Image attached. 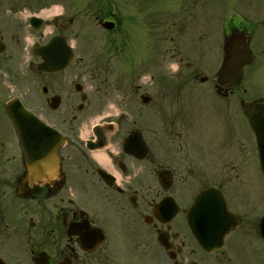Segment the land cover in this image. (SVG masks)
Masks as SVG:
<instances>
[{
  "label": "flooded vegetation",
  "instance_id": "obj_1",
  "mask_svg": "<svg viewBox=\"0 0 264 264\" xmlns=\"http://www.w3.org/2000/svg\"><path fill=\"white\" fill-rule=\"evenodd\" d=\"M80 1L0 0V264H264V215L255 206L264 202V173L256 135L250 123H238L241 81L218 85L234 42L247 38L250 65L263 58L264 0L218 2L212 19L222 40L212 76L188 70L186 31L197 7L183 0L176 15H185L184 22L176 28L171 20L155 39L162 34L168 47L184 36L188 46L172 54L174 70L127 72L112 82L114 73L81 67L97 58L88 54L99 37L108 35L109 46L122 53L121 18L111 0H92L86 17L94 22L81 23ZM53 7L61 10L44 13ZM66 46L72 61L58 70L49 63L66 60ZM204 51V45L195 51L198 66ZM134 80L143 91L140 103L130 105L125 84ZM162 87L184 123H176V115L164 123L155 115L152 127L148 123L146 109L156 104L149 89ZM13 100L43 121V131L31 133L40 139L26 142L29 152L7 108ZM195 104L213 123H194ZM129 111L136 112L133 123ZM133 130H140V140L130 150Z\"/></svg>",
  "mask_w": 264,
  "mask_h": 264
},
{
  "label": "rangeland",
  "instance_id": "obj_2",
  "mask_svg": "<svg viewBox=\"0 0 264 264\" xmlns=\"http://www.w3.org/2000/svg\"><path fill=\"white\" fill-rule=\"evenodd\" d=\"M102 1L104 0H96L97 3ZM220 1L224 2V0H192V7H197V11L189 16L190 24L186 33L189 32L191 34L189 39L192 41V47L187 49L186 46L188 45L184 43V36L182 35L178 36L177 40L175 39V44H173L174 42H172V40H169L170 43L168 44V47L164 46L166 41L165 36L162 34L160 35L161 41H158V43L155 41L156 36L158 38V32L165 31L166 26L164 25H167L171 20H175L177 22L176 28H179L182 22H184V20L181 19H183L185 15H176V13H178V9L183 3V0H111V5L119 13L122 29L124 34H126L125 47L121 49L122 53H116L119 46L110 47L108 35L97 38L96 46L94 43L93 53L88 54H94L97 58L93 61L82 64L81 72L84 70L91 71L94 69L106 73H114L110 76L112 78L110 81L112 82L113 78H123L128 76L127 72L146 73L148 71H154L158 73L159 71H162L161 69L164 67H166L167 71H173L174 69L171 67V64L175 66V64H177L178 57L176 59H172V54L176 52V48L178 49L181 47L183 49H187L188 51L186 54L183 53L186 60L189 59L191 61L188 70L198 67L201 74L212 76L217 69L218 44L222 40L221 32H219L216 28L212 18L214 8L219 7L218 2ZM252 1L255 4H258V1L260 2V0H251V2ZM80 2L81 4L77 11L80 22L86 24L93 23V17H91V19L86 17V15L89 14L93 8L92 0H81ZM228 13H233V10L228 11ZM171 44L175 46L172 47ZM106 45L108 47H106ZM203 45L206 49V51H204V55L206 56L202 60V64H199V67L196 64V61H198V54H196L195 51L198 52ZM105 48L107 49V52L101 53L100 51ZM166 50H168V52H166ZM262 55L263 58H258L256 63L249 66L246 70V76H244L241 81L240 93L242 98H245L246 100L264 96V51ZM124 81L129 82L130 80L125 79ZM142 81H149L147 84L148 86L151 82L150 76L146 74V77L144 79L142 78ZM135 82L136 80L132 81L130 86L127 83L125 84L126 92L128 93L127 104L130 105H133V103L135 104V102L140 103L139 94L140 91H143L135 90ZM198 87L200 89L205 87L210 88L211 84L199 83ZM149 91L150 93H154L156 97V104L152 106V109H146L149 112V115L146 116H149L150 121H152H148L151 127L155 120V115L158 116L160 123H164L165 120H169L172 115H176L174 117L176 118V123H184L185 118L181 115L179 106H177L176 103H172L170 98L167 100L164 99L163 93L167 90L162 87L160 91H152V89H149ZM159 93L161 94V99L160 97L158 98ZM207 94L208 96L206 98L211 99V93ZM135 99L138 101H135ZM205 102L208 105V102ZM110 103H114V99H112ZM211 104L212 103L209 102L210 107ZM222 104L225 106L226 101H223ZM172 107H175L173 111ZM191 110L195 116L194 123H201V121L206 123L207 120L210 123H213L211 120L212 118L208 117L206 111L203 110L202 107H198L197 104L191 106ZM240 112L241 114L238 117V123H247L245 117L242 115L243 113L241 109ZM128 114V123H133V121L137 119L136 112L129 111ZM140 123H143L142 118H140ZM255 206L256 214L258 216L264 215V202L257 200Z\"/></svg>",
  "mask_w": 264,
  "mask_h": 264
},
{
  "label": "water",
  "instance_id": "obj_3",
  "mask_svg": "<svg viewBox=\"0 0 264 264\" xmlns=\"http://www.w3.org/2000/svg\"><path fill=\"white\" fill-rule=\"evenodd\" d=\"M230 56V60H228L224 76L220 79L221 82L227 84L232 80H235L237 77L242 76L243 66L251 61L252 54L251 51L245 47H235L232 49ZM67 63L61 64L60 66H65ZM228 80V82H227ZM244 112L247 115L253 129L256 132L257 140H258V148L260 160L264 170V99L257 100L251 103H246L243 101ZM13 119L15 120L18 131L21 134V138L24 142L25 149L29 152L30 145L26 144L28 140H30L33 135L29 133L33 132H42L41 123L35 118V116L30 115V113L26 112L23 107L20 108H10ZM29 121H33V123H29ZM30 124L38 125L40 128L31 129ZM140 131L134 130L129 138V143L126 144V148L137 149V142L140 140ZM30 144V143H29ZM38 148V147H37ZM37 148H34L37 149ZM202 195L200 196V198ZM199 198V199H200ZM197 201L196 207L198 208L202 202L201 200ZM203 199V198H202ZM262 233L264 236V219L262 221ZM204 238L202 234L199 235ZM205 240V238H204Z\"/></svg>",
  "mask_w": 264,
  "mask_h": 264
},
{
  "label": "snow or ice",
  "instance_id": "obj_4",
  "mask_svg": "<svg viewBox=\"0 0 264 264\" xmlns=\"http://www.w3.org/2000/svg\"><path fill=\"white\" fill-rule=\"evenodd\" d=\"M204 199H206L209 202V204H210V202H211V196L210 195L205 197ZM209 211L211 213L215 214V215H218V216L224 214L223 213V209L220 208V207H214V208L213 207H209Z\"/></svg>",
  "mask_w": 264,
  "mask_h": 264
},
{
  "label": "bare ground",
  "instance_id": "obj_5",
  "mask_svg": "<svg viewBox=\"0 0 264 264\" xmlns=\"http://www.w3.org/2000/svg\"><path fill=\"white\" fill-rule=\"evenodd\" d=\"M57 11H58V7H53L52 9L45 11L44 13L48 15V14H52Z\"/></svg>",
  "mask_w": 264,
  "mask_h": 264
}]
</instances>
